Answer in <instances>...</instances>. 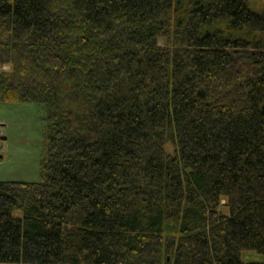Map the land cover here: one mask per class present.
<instances>
[{"label":"trees","instance_id":"obj_1","mask_svg":"<svg viewBox=\"0 0 264 264\" xmlns=\"http://www.w3.org/2000/svg\"><path fill=\"white\" fill-rule=\"evenodd\" d=\"M249 1L0 0V102L46 112L40 180L0 181V264H264Z\"/></svg>","mask_w":264,"mask_h":264},{"label":"rangeland","instance_id":"obj_2","mask_svg":"<svg viewBox=\"0 0 264 264\" xmlns=\"http://www.w3.org/2000/svg\"><path fill=\"white\" fill-rule=\"evenodd\" d=\"M250 10L264 14V0H250ZM250 27L234 29V34L248 38ZM257 33V32H256ZM260 33V32H259ZM255 34V33H252ZM161 43H164L162 40ZM5 69H9L6 66ZM44 106L33 102H0V135L3 155L0 158V181L21 180L38 182L44 156ZM172 151L171 146H167ZM253 257V260H260Z\"/></svg>","mask_w":264,"mask_h":264},{"label":"crops","instance_id":"obj_3","mask_svg":"<svg viewBox=\"0 0 264 264\" xmlns=\"http://www.w3.org/2000/svg\"><path fill=\"white\" fill-rule=\"evenodd\" d=\"M3 139H5V138H3Z\"/></svg>","mask_w":264,"mask_h":264}]
</instances>
